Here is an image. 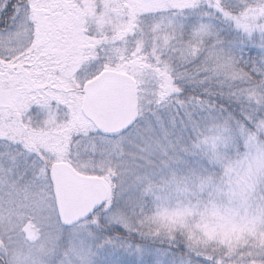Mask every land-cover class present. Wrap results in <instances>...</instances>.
<instances>
[{"label":"snow or ice","instance_id":"1","mask_svg":"<svg viewBox=\"0 0 264 264\" xmlns=\"http://www.w3.org/2000/svg\"><path fill=\"white\" fill-rule=\"evenodd\" d=\"M0 264H264V0H0Z\"/></svg>","mask_w":264,"mask_h":264}]
</instances>
